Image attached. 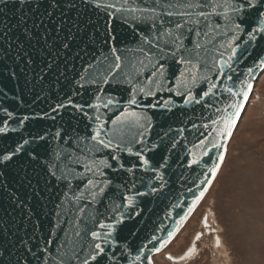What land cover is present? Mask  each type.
Here are the masks:
<instances>
[{"label":"water","instance_id":"obj_1","mask_svg":"<svg viewBox=\"0 0 264 264\" xmlns=\"http://www.w3.org/2000/svg\"><path fill=\"white\" fill-rule=\"evenodd\" d=\"M262 3L0 0V264H155L214 185L264 73ZM160 4L207 20L170 43L141 11ZM164 19L180 35L186 17Z\"/></svg>","mask_w":264,"mask_h":264},{"label":"rangeland","instance_id":"obj_2","mask_svg":"<svg viewBox=\"0 0 264 264\" xmlns=\"http://www.w3.org/2000/svg\"><path fill=\"white\" fill-rule=\"evenodd\" d=\"M169 256L181 261L173 262ZM154 261L264 264V73L214 185L177 238Z\"/></svg>","mask_w":264,"mask_h":264},{"label":"snow or ice","instance_id":"obj_3","mask_svg":"<svg viewBox=\"0 0 264 264\" xmlns=\"http://www.w3.org/2000/svg\"><path fill=\"white\" fill-rule=\"evenodd\" d=\"M60 0H53V4H59ZM71 6V5H70ZM250 7H255V4L250 3L249 4ZM96 7L98 8H103L105 10L114 7L113 5H102V4H97ZM160 7L162 9H164L163 13L161 14V16H156L155 14V8L148 10V9H142V12H149L150 15L147 17L148 19H151L152 21V27L156 30L157 33L159 34H163L164 36H169L172 37V40L170 41V43H176L177 41L181 40V36L184 34L183 30L187 29V31H193V28L190 27L191 24H197L199 25L200 23V19L199 18H203L205 21L207 20V16H205V13L203 11L199 12L198 14H195L197 16V19L195 21H193L191 19L192 15H194V13L192 12H174V11H170L168 10L169 7H175V6H168L165 4H160ZM186 8L188 9H194L197 7H203V5L197 4V3H190L185 5ZM261 7H264V3L261 4ZM243 10L242 5L238 6L234 9L235 12L239 13ZM259 9H257L258 11ZM129 11H135V9L130 8ZM172 16H180V17H186V19H184L183 21L177 19L175 21V28L177 30H181L180 35H175L174 32L170 29H168V24L173 23L171 20H165L164 17H172ZM207 25L205 24V27ZM237 27H239V25H237ZM159 40V35H157V37L153 40V41H149L148 43L155 47L156 46V42ZM65 47H67V44H65ZM180 47H182V43L181 44H177V48L172 52L173 57L175 56V52L179 51ZM159 52L161 54H164V48H159ZM162 58V57H161ZM120 57L116 56V60L119 61ZM181 63H184L183 60L180 61ZM91 67V66H90ZM117 68H119V64L116 65ZM163 67L161 66L159 71L162 73L163 72ZM251 84L248 85V89H251ZM243 96L245 99H247L248 97V92L245 91L243 92ZM189 99H191V97H189ZM198 102V101H197ZM109 103H111V101H109ZM233 107L236 108V113L234 116H231L228 118V120L225 122V126H224V130L221 133V135H231L232 132V128L235 125L236 122V117L239 116L240 113V109H241V105L240 104H236L233 105ZM97 135H99V133H97ZM99 143L104 144V142L101 140L99 141ZM104 147H109L108 144H104ZM214 147L219 148L220 145L219 144H215ZM221 160H223V156L220 157ZM145 163H147V161H145ZM93 237L97 236V233H93L92 234ZM95 249H99L101 252L103 251V249L101 248V246L99 244L94 245ZM93 260H96V256L92 257ZM99 264V262H98Z\"/></svg>","mask_w":264,"mask_h":264},{"label":"bare ground","instance_id":"obj_4","mask_svg":"<svg viewBox=\"0 0 264 264\" xmlns=\"http://www.w3.org/2000/svg\"><path fill=\"white\" fill-rule=\"evenodd\" d=\"M251 201V200H250ZM253 203H254V201H252ZM250 204H251V202H250ZM252 206V205H251ZM255 206V205H254ZM258 213V212H257ZM263 215V214H262Z\"/></svg>","mask_w":264,"mask_h":264}]
</instances>
